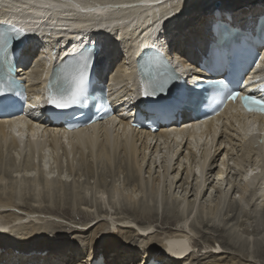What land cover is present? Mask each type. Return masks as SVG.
Listing matches in <instances>:
<instances>
[{
    "label": "bare ground",
    "instance_id": "1",
    "mask_svg": "<svg viewBox=\"0 0 264 264\" xmlns=\"http://www.w3.org/2000/svg\"><path fill=\"white\" fill-rule=\"evenodd\" d=\"M216 2L218 6L215 5ZM263 9L264 0H0V20L15 19L23 27L30 29V36L28 35L23 44L22 58L25 61L20 66L19 78L25 74L23 85L32 106L28 114L41 117L37 102L43 99L42 92L53 58L57 59L64 54L65 49H76L81 41H93L88 35L92 34L100 42L97 46L100 45L101 54L104 55V71L111 73L109 93L121 96L126 105L134 92L131 60L144 44L150 42L164 46L165 43L161 40L169 37L170 49L177 54L176 60L183 68L184 61L193 63L203 45H207L209 22L215 12L218 11L222 16L231 12L234 20L239 16L245 21L255 14H264ZM127 120L128 117L121 116V120L111 125V119H107L83 129L63 132L61 136H57L60 130L55 126L40 128L39 120L33 124L24 120L23 116L0 122V165H4L2 158L7 160L8 157L11 162L26 158L31 166L23 170L19 168L21 172L15 174L11 172L8 178L0 174V263L86 264L91 258L101 256V264H149L151 259L158 260L161 264H193L191 261L196 259L194 256L190 258L188 254L181 259L172 257L165 250V244L170 246L167 249L175 255V248L171 245H191L195 234L191 232L195 230L192 226L205 220V214L210 219L206 223L212 228H218L223 224V218L226 217L224 209L228 205H234V216L237 214L236 217H243L248 214L253 202L255 206L263 200L264 144L255 141V133L252 132L253 120H257L255 115L247 117L227 105L218 116L192 124L188 128H180V131L173 128L162 135H150L136 130L127 125ZM33 125L40 129L37 130L39 133L33 128L30 133L29 126ZM219 136L220 139L216 140ZM45 142H52V147L46 146ZM6 149L10 151L7 154ZM117 153L121 154L128 178L134 181L131 191L115 180L110 187L106 184L104 187L94 186L93 181H88L91 184L81 182L83 178L78 175L79 171L90 173L93 166L99 163L104 170L110 169L119 159ZM250 154H254L253 158ZM218 156H222L220 163L217 161ZM61 157L67 161L78 162L74 167L70 166L74 168L73 178L68 177L64 169H60L64 167L63 162L58 161ZM82 160L88 162L84 165ZM158 161L163 163L159 171L157 167L152 168ZM144 165L147 166L146 169ZM219 166L222 171L217 169L212 174V168ZM224 167H227L225 171ZM230 167H234V173L240 175L237 183L227 172ZM57 169L58 175L54 174ZM169 169L181 171L171 175ZM150 173H158L156 180L154 177L155 184L154 180L150 182L151 192L146 187L151 179ZM181 177L183 178L180 181ZM209 178H216V182H210ZM78 182L85 187L79 186ZM176 183L179 185L175 186L177 188L174 192L173 188H169ZM212 185L214 192H210ZM165 186L168 190L167 196L166 191L162 193ZM204 188L207 190L204 191ZM26 189L31 191L29 197L34 203L32 209H21L18 205L22 199H26ZM57 190L58 196L55 195ZM5 191L9 195L3 196ZM210 193L216 197L213 198V204L209 200ZM65 196H70L72 206L81 202L78 205L82 208L81 211L86 214L95 212L96 217H102L103 213L107 221H99L89 227L80 223L77 227L67 228L68 232L48 229V223L57 221L58 218H55L58 212L54 206L61 203ZM190 197L193 198L191 201L188 200ZM202 201L205 202L204 206L199 204ZM104 203L110 208L122 207L136 213L149 214L151 211V214L155 212L156 215H171L181 221L177 222L174 231L156 232L151 223L136 225V228L132 225L131 229H124L131 220L117 215L108 216V213H116H110L109 208H103ZM99 204L101 211L95 210ZM67 209L73 213L69 204ZM256 209L259 213L257 217H252L255 218L254 223H257L246 230L243 229L245 227L242 228L245 232L243 235L248 234L247 237H241L242 234L238 233L232 237L235 241L232 242L241 245L247 255L264 247V209L259 206ZM249 219L248 221H252ZM251 221L248 222L249 225ZM110 225L117 228L106 230ZM235 225L234 228H237ZM262 226L263 230L260 229L257 233ZM55 231L61 232L58 236H53L59 238L69 237L64 233H76L77 236L72 238L73 245H48L50 239L46 232ZM250 234H258L256 240L250 239ZM98 235H102L103 243L97 245ZM49 237L52 238L50 234ZM120 239L122 241H118ZM247 240H251L248 241L249 245ZM104 247L107 248V254L102 251ZM139 249L142 250L140 254Z\"/></svg>",
    "mask_w": 264,
    "mask_h": 264
},
{
    "label": "rangeland",
    "instance_id": "2",
    "mask_svg": "<svg viewBox=\"0 0 264 264\" xmlns=\"http://www.w3.org/2000/svg\"><path fill=\"white\" fill-rule=\"evenodd\" d=\"M238 18V20H240V17L238 16L237 17ZM205 46V44L203 45V47ZM202 47V48H203ZM42 57H44V56H42ZM6 154L8 153V152H10V151H8V149H6ZM228 152H230V149L228 150ZM236 153V152H235ZM234 153V154H235ZM5 154V153H4ZM4 154H3V156H4ZM5 154V155H6ZM119 156V159H117L114 163H113V166L110 168V169H106V170H104L105 168H103V166L101 167V165H100V163L99 164H97L96 166L94 165L93 166V171L92 172H90V173H88V171L86 172V173H83V172H78V175H82V180H81V182L82 181H84V182H88V181H93L94 182V186H99V187H104V186H108V187H110L111 185H112V181H116V183L117 182H120V184L121 185H123V187L126 189V190H128V191H131V189H133V183H134V181L132 182L131 181V179L130 178H128V172L126 173V171H124V168H123V161H122V159H121V154H119V153H117ZM1 155V154H0ZM9 155V154H8ZM7 156V155H6ZM236 157V156H235ZM9 158H11V157H9ZM7 160H4V158H2V160H3V163H4V165H0V174H2L3 176L5 175V177L6 178H8V177H10L11 176V174L13 173V174H15L16 172H21V170H23V169H28L29 167H23V165L22 164H24L27 160H26V158L24 159H21L20 161H16V162H14V161H12L13 162V164H12V162L10 161V159L8 160V157L6 158ZM11 159H13V158H11ZM23 160H26V161H24V163H23ZM9 161V162H8ZM83 161V163H84V165H85V163H86V161H84V160H82ZM88 162V161H87ZM2 163V164H3ZM16 163H18L17 164V166H16ZM121 163V164H120ZM148 163V162H147ZM7 164V165H6ZM78 164V162L76 161V163H75V165H77ZM163 163H161L160 161H158V163H156L155 165H153L152 166V168H154V167H157V169H158V171H159V169L161 170L162 169V167H160V165H162ZM13 167H11V166ZM20 165V166H19ZM69 165V166H68ZM73 166L74 167V163H73V161L71 162V161H66V164H65V173H66V175H68V177H70V178H73V176H74V174H73V171H74V168H72V167H70V166ZM88 165V164H87ZM99 165V166H98ZM181 166V165H180ZM3 167V168H2ZM17 167V168H16ZM15 168V169H14ZM19 168H22L21 170H19ZM68 168H70V169H68ZM147 168V166L146 165H144V169H146ZM10 169H11V171H10ZM14 169V170H13ZM60 169H64V167H60ZM94 169H96V171H94ZM217 169H218V171L220 172V171H222V170H219V168L218 167H216V168H212V174L213 173H215V171L217 172ZM227 169V167H224L223 168V171H225ZM228 170H229V168H228ZM234 170L236 171V169L233 167V169H232V167H230V170L229 171H227L228 173H230V175L229 176H232V178H234L236 181H235V183H237L238 182V177L240 176V175H238V173H234ZM58 169H57V171H56V173H54V174H56V175H58ZM148 172H150L151 171V169L150 170H147ZM179 171H181V170H178V171H173L172 169H169V174H171V175H173V174H175V173H177V172H179ZM214 171V172H213ZM230 171H232V173L230 172ZM8 172H10V173H8ZM12 172V173H11ZM95 173V175H93ZM99 173V174H98ZM6 174H8V175H6ZM89 174H90V176H89ZM156 174H158V173H153V174H149V177L151 178V179H149L150 181L149 182H147L149 185L148 186H146L147 187V189H149V192H151V186H150V182H153V180H154V177H155V180H156ZM236 174V175H235ZM85 175V176H84ZM93 175V176H92ZM102 176V177H101ZM223 176H224V179L226 178V176L224 175V173H223ZM91 177V178H90ZM92 177H94V178H92ZM77 177H74V179H76ZM182 178L183 177H181V179H180V181L182 180ZM78 179V178H77ZM97 179V180H96ZM211 179V178H210ZM215 179L216 178H212V180H214L215 181ZM152 180V181H151ZM154 180V184H155V181ZM98 181V182H97ZM101 181V182H100ZM64 182H66V180H64ZM80 182V183H81ZM79 182H78V184H79V186H81V184H80ZM89 184H91V182H88ZM179 183V182H178ZM178 183H176V184H173V187H172V185L170 186V188L169 189H172V191H176V188L177 187H175V186H178L179 184ZM181 183V182H180ZM213 183V182H212ZM101 184V185H100ZM106 184V185H105ZM127 184V185H126ZM152 184V183H151ZM153 185V184H152ZM214 185V184H213ZM213 185H212V187H211V190H210V192H214V189H213ZM87 186V185H86ZM129 186V187H128ZM257 186H259V185H257ZM81 187H85L84 185H82ZM128 187V188H127ZM175 188V189H174ZM192 188H193V186H192ZM191 188V189H192ZM135 189V188H134ZM167 189V186H165L164 187V192H162L163 194L165 193V191H166V196L168 195V190H166ZM190 189V190H191ZM194 189V188H193ZM77 190L78 191H81V189L80 188H77ZM180 190V189H179ZM178 189H177V191H179ZM4 191V190H3ZM7 191V190H6ZM5 191V193H3L2 195L4 196V195H9V193L8 192H6ZM58 191V190H57ZM56 191V192H57ZM60 191H62V190H60ZM192 191V192H191ZM190 192L191 193H193V190H191ZM1 193H2V191H0ZM25 192H27L26 193V199H22V202L20 203V204H18V205H20L19 206V208H21V209H24V207H26V208H30V209H32V206H34V203L30 200V199H32L31 197H29V193L31 192L30 191V189L29 190H27L26 189V191ZM83 192H85V191H83ZM171 192V191H170ZM64 193V192H63ZM190 193V194H191ZM56 196H58L59 195V191L55 194ZM212 193H210V197L211 198H209V200L210 201H212V204L214 203L213 202V198H216L215 197V195H212ZM191 199H193L192 197H190V198H188V200H190L191 201ZM67 200V201H66ZM65 201V202H64ZM199 201V200H198ZM208 201V200H207ZM206 201V204L208 205V202ZM64 203V204H63ZM66 203H68L69 204V208H71L72 209V211H73V213H71L70 211H69V209H67V207H68V204L67 205H65ZM204 203L205 202H199V204H200V206L202 205V206H204ZM33 204V205H32ZM42 204H45V203H42ZM42 204H41V206H42ZM72 204V200H70V196L68 197V196H65V198L62 200V202L61 203H56V205L54 206V207H56V209H57V214H56V217L55 218H57L56 220L57 221H51V223H48V229H52V228H54V230L56 229L57 231L59 230V231H66V232H68L66 229L67 228H69V227H71V228H73V227H77L78 226V224H86L84 227H89V226H92V225H94V224H96V223H98L99 221H107L105 218V216H104V214L102 213V217H96V216H94L95 215V212L94 213H92V212H89V214H86V212L85 211H81V207H78V205L79 204H81V202H78V203H76L75 204V206H72L71 205ZM259 204H261V205H259ZM87 205V204H86ZM100 204L97 206V208L95 209V210H97V211H101L100 210ZM255 206H257V207H255ZM255 206H253V208L252 207H250V209L247 211V213L248 214H250V215H246V216H243L242 217V215H239V217H235L234 216V213H232L233 212V208H234V205L232 206V204H230V205H228V207L226 208V209H224V210H226V211H224V216H226L225 218H223V224L221 225L220 224V226H218V228H212L210 225H208L206 222H207V220L208 221H210V219H208V214H205L204 216V218H205V220H202V222L201 221H199V222H197V225H195V223L193 224V226H192V228H195V230L193 231H191V232H194L195 234H194V238H196V239H193L192 240V244L190 245V247H189V251H188V253H189V257L191 258L192 256H194L193 258H196L195 260H193V261H191V263H193V264H211V263H216V264H218L219 263V261L221 262V263H224L225 261V263L224 264H227V262H229V264H264V247L263 248H259V249H257V250H255L254 252H253V254H251V255H247V253H246V251L245 250H243L242 249V246L241 245H239V246H241V248L236 244V243H233L232 241H234V240H232L231 241V239H232V237L235 235V234H237L238 233V235L240 234H242V236L241 237H244L245 235H243V234H245V232L243 231V229H245L246 230V228L247 227H252V226H254L255 225V218H253L254 217V215L257 217V215H258V211H257V209L256 208H258V206L259 207H261L262 208V210L264 209V198H263V200L262 201H260V202H257V204L255 205ZM78 207V208H77ZM83 207V206H82ZM96 207V206H95ZM109 208V210H110V213H116V214H107L108 216H112V215H117V217L118 216H121V217H127L128 218V220H131V223L129 224V223H127L128 224V226L127 227H125L124 229H131V226L132 225H134L135 226V228H136V225H140V224H144V223H151L153 226H154V231H156V232H160V231H163V230H167V231H174V229L176 230V228H175V226H176V224H177V222L178 221H181V220H179L178 218H175L174 216H172L171 217V215L169 216V215H167V216H165L164 214L162 215V214H157L156 215V213L154 212V214L152 213H150L149 212V214L147 213V214H142V213H136V212H132V211H129V210H127V209H123L122 207H119V208H110L109 207V205L108 204H105L104 203V206H103V208ZM165 207V206H164ZM208 208V207H207ZM209 210H210V208H208ZM227 209H228V211H227ZM254 209H256L255 211H257V213L254 211ZM85 210V209H84ZM205 210V209H204ZM229 210L231 211V212H229ZM66 211H68V213H64V212H66ZM254 211V212H253ZM16 213H20V212H16ZM254 213V214H253ZM21 214V213H20ZM169 214V213H168ZM170 214H172L171 212H170ZM228 214V215H227ZM230 214V215H229ZM236 216H237V214H236ZM248 216V217H247ZM253 216V217H252ZM104 217V218H103ZM227 217H228V219H227ZM247 217V218H246ZM207 218V219H206ZM209 218H210V216H209ZM252 219V221L250 220V219ZM176 219H178V220H176ZM234 219V220H233ZM248 219L251 221V223H250V225H249V223L248 222H250V221H248ZM225 220V221H224ZM233 220V221H232ZM1 221V220H0ZM231 221V223H229V222ZM246 221H248V222H246ZM191 222V220L189 221V223ZM225 222V223H224ZM227 222H228V224H227ZM242 224H241V223ZM247 223H248V226H247ZM118 224V226L120 225L119 223H117ZM207 224V225H206ZM234 224H236L235 226L237 227V228H234ZM245 224V225H244ZM121 226H122V224H121ZM243 227H245V228H243ZM115 228H117L115 225L113 226V225H110V226H108V228H106V230H114ZM157 228V229H156ZM239 228V229H238ZM243 228V229H242ZM65 229V230H64ZM170 229V230H169ZM172 229V230H171ZM226 229V230H225ZM238 229V230H237ZM255 229V228H254ZM253 228H252V230H254ZM53 230V229H52ZM134 230H136V229H134ZM233 230L236 232H233ZM240 230V231H239ZM57 231H55V233H53V235H52V233L51 232H46L47 233V237L50 239V243H48V245H50V246H53L52 244H55V243H58V245H59V243H65L66 244V246H72L73 245V241H72V238L73 237H76L77 236V234L76 233H74V232H72L71 234H66V233H64L66 236H69V237H53V236H55V235H59V234H61V232H57ZM228 231V232H227ZM241 231H243V232H241ZM259 231H260V229L257 231V233H259ZM234 233V234H233ZM49 234L52 236V238L51 237H49ZM105 234V233H104ZM226 235V236H225ZM237 235V236H238ZM248 235V234H247ZM247 235L245 236V237H247ZM250 237V239H254V240H256V238H257V236H258V234H254V235H249ZM88 237V236H87ZM102 235H98L97 237H96V243H97V245L98 244H102L103 243V241H102ZM62 238H63V241H62ZM99 239V240H98ZM59 240V241H58ZM98 241V242H97ZM118 241H122V239H120V240H118ZM129 241V240H128ZM131 241H132V239H131ZM218 241V242H217ZM249 241H251V240H249ZM75 242V241H74ZM235 242V241H234ZM248 242V241H247ZM121 243H125V244H129V242H121ZM229 243V244H228ZM156 245H157V243H156ZM214 247L216 248V249H214ZM219 247V248H218ZM213 248V249H212ZM243 248H245L244 246H243ZM192 251H191V250ZM253 249H254V246H253ZM198 250V251H197ZM221 250V251H220ZM102 251L105 253V254H107L108 253V251H107V248L106 247H104V248H102ZM141 251L142 250H138V253L140 254L141 253ZM194 251V252H193ZM213 251H215V252H213ZM223 251V252H222ZM238 251V252H237ZM221 252V253H220ZM97 253V252H96ZM212 253V254H211ZM30 254H32V253H30ZM82 255V254H81ZM196 256V257H195ZM77 257V256H76ZM79 259H81L80 257H78ZM198 259V260H197ZM236 259V260H235ZM175 260V259H174ZM198 262H197V261ZM231 261V262H230ZM220 263V264H221Z\"/></svg>",
    "mask_w": 264,
    "mask_h": 264
},
{
    "label": "water",
    "instance_id": "3",
    "mask_svg": "<svg viewBox=\"0 0 264 264\" xmlns=\"http://www.w3.org/2000/svg\"><path fill=\"white\" fill-rule=\"evenodd\" d=\"M216 6H218V2H216V4H215Z\"/></svg>",
    "mask_w": 264,
    "mask_h": 264
}]
</instances>
